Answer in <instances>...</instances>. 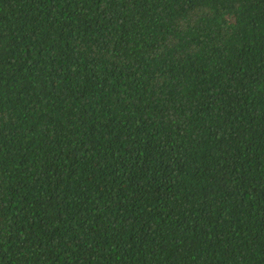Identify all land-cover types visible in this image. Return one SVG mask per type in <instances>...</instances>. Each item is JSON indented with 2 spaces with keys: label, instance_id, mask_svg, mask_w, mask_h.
I'll use <instances>...</instances> for the list:
<instances>
[{
  "label": "trees",
  "instance_id": "obj_1",
  "mask_svg": "<svg viewBox=\"0 0 264 264\" xmlns=\"http://www.w3.org/2000/svg\"><path fill=\"white\" fill-rule=\"evenodd\" d=\"M0 264H264V0H0Z\"/></svg>",
  "mask_w": 264,
  "mask_h": 264
}]
</instances>
